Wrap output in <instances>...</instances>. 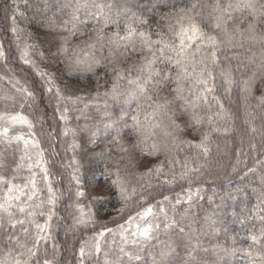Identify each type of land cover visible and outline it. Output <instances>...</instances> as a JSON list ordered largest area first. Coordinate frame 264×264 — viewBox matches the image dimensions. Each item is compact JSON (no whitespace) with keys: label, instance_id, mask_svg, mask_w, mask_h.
I'll return each instance as SVG.
<instances>
[{"label":"snow or ice","instance_id":"snow-or-ice-1","mask_svg":"<svg viewBox=\"0 0 264 264\" xmlns=\"http://www.w3.org/2000/svg\"><path fill=\"white\" fill-rule=\"evenodd\" d=\"M24 3L33 7L28 0ZM67 6L72 9L70 21L59 23L46 18L43 26L51 39L43 51L37 52L36 45L27 41L21 44L24 30L16 17H24L25 13L20 10L19 0H12L5 10L10 23L0 29V69H6L0 72V84L7 88L0 100H10L14 107L23 109L38 103V92L41 104L48 94L53 115L59 114V122L64 124L62 135L75 137L77 129L67 126L68 114L75 109L83 115L93 97L85 100L78 95L72 88L73 78L93 77L98 86L105 87L103 107H97L107 143L101 146L96 142L95 147L100 159L112 160L113 168L105 167L103 174L107 177V195L116 201L113 210L117 216L111 220L116 226L104 223L96 228L92 202L106 193L84 190L80 162L75 156L68 165L61 159V166L72 167L73 171L68 174L69 188L65 190L61 184L57 189L64 173L52 170L54 157L60 155L55 145L50 143L46 158L45 150L34 138L32 120L20 112L0 114V145H15L20 150L19 157L13 154L11 161L0 151V264H63L57 258L59 245L52 236L53 225L60 221L73 234L81 231L82 238V230L92 227L88 239L75 250V264H220L224 255L237 252L254 257V249L211 242L220 232L218 213L227 214L230 201L248 197L249 193L257 194L253 212L260 221L259 233L253 231L250 239L253 245L261 246V251L246 264H264V159L260 158L264 157V0H212L209 4L189 0L182 7L175 0H74ZM90 20L95 23L89 25ZM81 36L87 39L72 43ZM255 44L261 46L260 56L257 58L252 52L245 57L244 52L251 51ZM12 45L19 53L17 59L26 66L22 70L40 77L43 83L39 88L35 80L28 86L10 67L15 55ZM32 55H39V63ZM133 59L127 68L123 67ZM109 81L110 88L106 87ZM221 88L223 95L218 92ZM234 88L237 101L232 99ZM100 98L97 91L96 99ZM225 99L235 103L238 110L242 108L245 116L249 152L243 151L241 138L240 150L233 149L237 163L242 156L257 154L242 178L255 176L261 170L260 186L258 190L247 183L213 191L208 202L214 207L197 229L195 225L200 221L190 211L194 202L191 184L201 178L205 167L199 162L200 157H208L213 133L225 138L227 149L231 144L229 137L238 131L239 117L225 106ZM257 113L259 128L255 123ZM17 125L26 126L27 133L10 134ZM82 130L94 134L91 129ZM60 134L59 126L50 128L48 133L50 140ZM257 137L259 145L255 143ZM77 147L73 140L71 149ZM185 147L198 150V155L185 157L181 162L176 154ZM217 148L220 149L219 144ZM113 152L119 153L115 159ZM137 152L144 159H137ZM161 153L164 161L152 163L147 159L158 158ZM140 163L147 166L140 173L141 183L129 187L121 177V168L127 170ZM177 164L182 168L178 177L174 171ZM238 171L236 165L231 167L232 174ZM177 178L187 180L190 187L186 199L177 196L172 203L164 187ZM65 191L66 215H58ZM200 193L198 186L194 195L203 199ZM82 199L89 203L82 204ZM181 204L187 207L177 208ZM156 208L158 212L154 211ZM243 212H232L241 224L249 219ZM205 237L209 238L210 247L205 245ZM228 239L235 244V237ZM209 255L216 257L215 261H209Z\"/></svg>","mask_w":264,"mask_h":264},{"label":"trees","instance_id":"trees-1","mask_svg":"<svg viewBox=\"0 0 264 264\" xmlns=\"http://www.w3.org/2000/svg\"><path fill=\"white\" fill-rule=\"evenodd\" d=\"M74 0H28V3L33 5V7H26L24 0H19L20 10L25 13L24 17L17 15L16 19L18 26L24 30L22 34L21 44L27 41L30 44L36 45V51H43L47 47V41L51 39L48 35V29L43 25L46 24V18H52L57 20L59 23L64 21L71 20V7L70 5ZM178 7H182L189 2V0H175ZM204 4H209L212 0H201ZM260 2V0H258ZM12 5V0H0V29L5 25L9 24L10 21L5 17V10L9 9ZM82 15V13H81ZM95 21H88L89 25L94 24ZM83 27V26H82ZM261 26L258 25V28ZM153 31H155V21H153ZM89 33H91L92 28H88ZM3 33L0 32V35ZM66 34V33H64ZM31 37V39H29ZM87 39V36L77 37L72 41V43H79L80 40ZM261 46L255 44L251 46V51H245L244 56L250 57L252 52H255L256 57L260 56ZM12 51L15 53L10 67L13 68L16 74L27 81L28 86H32L33 81H36V87L39 88L43 83L40 80V77L36 76L34 73H26L22 69L24 66L17 59L19 53L17 52L14 45H12ZM30 54L32 50L29 49ZM99 55V53H97ZM32 59L36 60L37 63L40 61L39 55H32ZM135 59V58H134ZM133 60L128 61L123 64V67L127 68L129 64L134 62ZM258 62V59H257ZM235 64V61H233ZM63 65H61L62 67ZM41 68H44V65H40ZM6 71V69H0V72ZM218 71V70H217ZM239 74H237L238 76ZM104 81H101L103 85ZM217 84L220 85L221 81L218 78ZM108 88L111 87V82L107 84ZM127 87V85H125ZM72 88L77 92L81 97L87 98L89 96L93 97L92 100H88L89 107L84 109L83 115L77 110L71 111L68 116V125L72 129H77V135L73 137L69 134L67 137L62 135V130L64 128L63 122H59V114L56 116L53 115V105L49 102L48 94L44 95L43 103H39L40 95L37 93L38 103L32 107L25 105L23 109H20L18 106L14 107L12 101L0 100V114H15L20 112V114L26 115L30 120L34 122V138L38 140L41 144L42 149L45 150L46 158H49L48 153L50 151V143L55 145L56 151L60 153L59 156L54 157V167L52 170L55 172L59 170V173H64L63 179L60 184H57V189H60L61 184L66 190L69 188V173L73 171L72 167H62L61 159H63V164L68 165L75 156L76 160L80 162V177L81 182L84 185V190L92 193L96 189L102 188L103 192L106 195L100 200L93 201L94 207L92 212L96 216V228L99 229V226L104 223H108L109 226L115 227V224L111 223V220L117 216V213L113 210V204H115L114 199H110L107 195V177L103 174V169L113 168L112 160L100 159L99 149L95 147L96 142H100L101 146H104L107 143V132L104 130L103 125L100 123V113L97 105L103 107V97L102 94L105 91V87L98 86L93 77H87L84 80L79 78H73ZM97 91L101 94L99 100L96 99ZM7 92V88L4 84H0V95H3ZM220 95H223L222 88L218 89ZM233 101H237V92L234 88L232 94ZM19 101H17V104ZM225 106L229 107L233 112L239 117L236 121L237 132L233 133L229 139L231 144L227 149L224 148V137L218 136L213 133L211 137V142L209 144L210 153L207 158L200 157L199 162L205 164V167L201 169V178L194 180L191 184V191L193 193V205L191 208V214L196 220L200 223L196 224L195 227L199 229L203 223L204 215L211 210L214 205H210L208 202V197L212 196L213 191L222 192L226 188L235 189L241 184L252 183L257 186L259 190L260 186V176L262 174L261 170H258L255 176L249 175L246 178L243 177V173L246 171V166H252L254 160L257 157L256 153H250L248 155L242 156L240 162L237 163V159L234 155L233 149L236 151L240 150V140L243 139V151L245 153L249 152L248 149V135L245 131V126L243 120L245 119L243 109H237L235 103L230 104L227 99L224 100ZM254 106V102H253ZM81 108L84 107L83 104L80 105ZM115 113L119 114V109H114ZM256 126L259 128L261 125L260 115L257 113L255 119ZM59 126L61 134L56 138L50 140L49 130L50 128L56 129ZM82 129H91L92 133L89 134L87 131ZM191 138V137H189ZM194 139V138H193ZM75 140L78 147L75 150L71 149V144ZM255 143L260 144L259 137L256 138ZM217 144L220 145V149L217 148ZM89 149H94V152H89ZM112 158L115 159L118 157L119 153L113 152ZM198 155V150L189 149L185 147L181 152L176 154L181 162L185 157H196ZM137 159H144L140 157V154L137 152L135 154ZM264 159V157H260ZM150 159L152 163L158 161H164L165 156L163 153L159 155L158 158H147ZM236 165L238 168L237 174H232L231 167ZM146 165L140 163L136 167H129L127 170L121 168V177L125 180L129 187H138L141 183L140 173L146 169ZM182 170L181 165L177 164L174 166V171L179 176L180 171ZM59 179V175L57 176ZM155 182V181H153ZM201 188V197L203 199H198L194 194L197 187ZM74 187V184H73ZM190 185L187 180H180L177 178L175 183L171 185H166L164 187L165 194H167L172 203L175 202L176 197L180 196L182 199H186L188 196V189ZM68 193L65 191V198L58 205V215H66L65 201L67 200ZM157 199H161L158 197ZM110 201V202H109ZM217 203L219 202L218 197L216 198ZM81 203L87 205L89 201L87 199H82ZM153 204L156 201H152ZM258 203L257 194L249 193L248 197H240L237 201H230V207L227 209V214L224 212H219L218 227L220 229L219 235L216 238L212 239V244L216 243H226L228 247H235L236 249H254V257H247L242 252H237L235 255H224L220 261V264H246L247 261L252 260L255 256L261 251V246L259 244L253 245L250 235L253 231L257 234L260 229V221L255 216L253 209ZM170 207V206H169ZM187 207L186 204L177 205V208L182 209ZM244 210L243 215L248 216L249 219L246 223L241 224L237 217L232 215L233 210L237 213H240L241 210ZM87 211V208H86ZM158 212V208L154 209ZM169 215L171 212L169 211ZM151 219V218H149ZM83 238L81 236V231L72 233L64 226V222L60 221L53 225L52 236L54 237L55 242L59 245L57 250V258L62 259L63 264H75L77 256L75 250H78L79 244L84 240L88 239L92 233V227L89 226L87 229H83ZM228 237H235V244L233 245L232 240ZM163 238V237H162ZM206 246H211L208 243L207 237L203 238ZM51 241L49 242L48 255L52 256V247ZM203 255V253H201ZM209 261H215L216 257L209 255Z\"/></svg>","mask_w":264,"mask_h":264},{"label":"rangeland","instance_id":"rangeland-1","mask_svg":"<svg viewBox=\"0 0 264 264\" xmlns=\"http://www.w3.org/2000/svg\"><path fill=\"white\" fill-rule=\"evenodd\" d=\"M70 125V124H69ZM67 125L69 128H72L71 126ZM28 129L26 126H20L17 125L15 126L13 129H11L10 134L12 132H16V133H27ZM21 149H22V145H21ZM0 151H3L4 154L6 155V157L9 159V161H11L13 154H15V156L18 158L20 155V150H16V146L12 145L10 147L5 146V145H0ZM95 191H103L102 188L96 189ZM49 256V255H48ZM50 257V256H49Z\"/></svg>","mask_w":264,"mask_h":264}]
</instances>
